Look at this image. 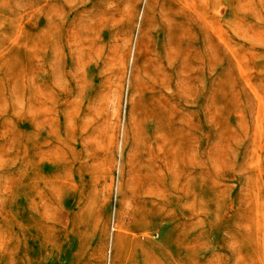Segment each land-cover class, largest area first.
Wrapping results in <instances>:
<instances>
[{"label": "rangeland", "instance_id": "rangeland-1", "mask_svg": "<svg viewBox=\"0 0 264 264\" xmlns=\"http://www.w3.org/2000/svg\"><path fill=\"white\" fill-rule=\"evenodd\" d=\"M0 264H264V0H0Z\"/></svg>", "mask_w": 264, "mask_h": 264}]
</instances>
